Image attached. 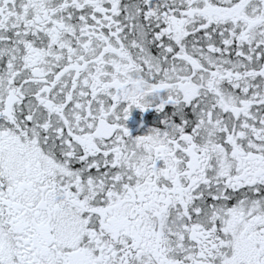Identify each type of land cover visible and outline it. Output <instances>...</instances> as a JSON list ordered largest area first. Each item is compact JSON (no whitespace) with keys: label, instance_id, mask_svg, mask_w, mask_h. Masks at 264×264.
I'll use <instances>...</instances> for the list:
<instances>
[{"label":"snow or ice","instance_id":"6c2138e0","mask_svg":"<svg viewBox=\"0 0 264 264\" xmlns=\"http://www.w3.org/2000/svg\"><path fill=\"white\" fill-rule=\"evenodd\" d=\"M0 264H264V0H0Z\"/></svg>","mask_w":264,"mask_h":264}]
</instances>
